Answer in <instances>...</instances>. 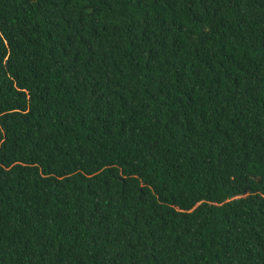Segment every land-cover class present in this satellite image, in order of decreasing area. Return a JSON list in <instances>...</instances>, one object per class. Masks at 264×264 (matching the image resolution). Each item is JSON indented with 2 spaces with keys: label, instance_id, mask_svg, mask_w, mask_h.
Segmentation results:
<instances>
[{
  "label": "trees",
  "instance_id": "obj_1",
  "mask_svg": "<svg viewBox=\"0 0 264 264\" xmlns=\"http://www.w3.org/2000/svg\"><path fill=\"white\" fill-rule=\"evenodd\" d=\"M0 264H264V0H0Z\"/></svg>",
  "mask_w": 264,
  "mask_h": 264
}]
</instances>
